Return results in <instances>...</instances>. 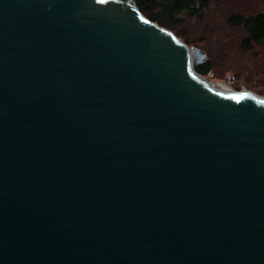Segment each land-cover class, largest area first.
I'll return each mask as SVG.
<instances>
[{"label": "water", "instance_id": "1", "mask_svg": "<svg viewBox=\"0 0 264 264\" xmlns=\"http://www.w3.org/2000/svg\"><path fill=\"white\" fill-rule=\"evenodd\" d=\"M206 60L135 0H0V264H264V97Z\"/></svg>", "mask_w": 264, "mask_h": 264}, {"label": "rangeland", "instance_id": "2", "mask_svg": "<svg viewBox=\"0 0 264 264\" xmlns=\"http://www.w3.org/2000/svg\"><path fill=\"white\" fill-rule=\"evenodd\" d=\"M262 11L264 0H212L204 18L184 19L172 32L190 48L206 52L202 65L207 64L210 71L201 74L204 78L226 81L235 91L248 90L264 97V41L247 47L243 42L246 30L230 20L237 14Z\"/></svg>", "mask_w": 264, "mask_h": 264}, {"label": "trees", "instance_id": "3", "mask_svg": "<svg viewBox=\"0 0 264 264\" xmlns=\"http://www.w3.org/2000/svg\"><path fill=\"white\" fill-rule=\"evenodd\" d=\"M211 2L212 0H135L148 19L172 31L184 19L204 18ZM230 20L232 24L243 26L246 30L247 36L243 42L247 47L264 41V11L248 16L237 14ZM196 70L205 75L209 73L210 67L201 64Z\"/></svg>", "mask_w": 264, "mask_h": 264}]
</instances>
